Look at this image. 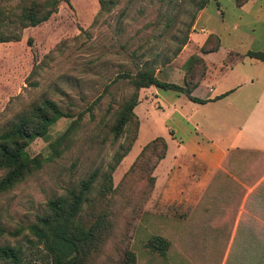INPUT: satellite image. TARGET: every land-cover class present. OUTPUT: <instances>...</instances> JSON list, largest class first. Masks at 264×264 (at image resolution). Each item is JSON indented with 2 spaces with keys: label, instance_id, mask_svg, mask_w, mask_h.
Returning <instances> with one entry per match:
<instances>
[{
  "label": "rangeland",
  "instance_id": "1",
  "mask_svg": "<svg viewBox=\"0 0 264 264\" xmlns=\"http://www.w3.org/2000/svg\"><path fill=\"white\" fill-rule=\"evenodd\" d=\"M18 1L0 0V5ZM213 1L202 14L196 0H117L110 12L98 15V0H69L60 2L47 21L22 29L19 40L0 43V132L33 104L51 99L71 117L58 120L46 139L36 138L27 147L31 156L47 155L48 143L80 117L59 157L0 193V246H19L23 264H43L41 253L27 242L31 235L26 226L50 198L97 171L89 195L92 202L84 206L82 216L92 219L94 212L106 208L113 227L90 264H114L123 248L134 252L136 264H264V225L241 222L235 229V207L224 215L217 197L213 202L209 196L200 198L194 206L188 203L197 199L183 196L189 190L200 192L205 167L198 153L229 148L233 141L264 143V119L258 121L261 126H245L257 104L249 96L264 92V70L245 67L258 76L252 85L255 91L242 86L217 103H194L171 89L155 88L154 95L141 88L136 91L129 80L148 63L158 79L182 85L190 57L203 56L200 47L211 29L224 41L234 40L218 22ZM231 1L218 0L224 16L234 20ZM206 63L217 88L238 81L235 72L224 76L223 67ZM135 91L136 132L131 121L114 139L111 127L117 113ZM257 106L259 114L264 103ZM134 133L130 150L111 173L113 192L102 200L97 195L101 177ZM155 137L164 138L167 156L151 170L154 181L148 193L146 176L128 169ZM18 229L19 234H10ZM154 237L168 242L163 252L151 246ZM0 264L13 263L0 258Z\"/></svg>",
  "mask_w": 264,
  "mask_h": 264
},
{
  "label": "trees",
  "instance_id": "2",
  "mask_svg": "<svg viewBox=\"0 0 264 264\" xmlns=\"http://www.w3.org/2000/svg\"><path fill=\"white\" fill-rule=\"evenodd\" d=\"M98 15L110 12L117 0H98ZM210 0H196L197 10L203 9ZM247 0H234L241 6ZM60 2L69 0H19L15 5H0V43L17 41L20 32L26 27L37 26L49 19L57 11ZM186 43L185 41L183 44ZM219 38L209 34L200 47L201 53L217 50ZM247 56L264 62V53L248 51ZM190 61V62H189ZM189 65L183 75L182 85L160 80L155 75V69L144 63L129 80L137 91L140 88L154 86L158 89H171L195 103H205L208 100L192 96V91L199 85L206 75L207 66L201 56L192 55ZM35 73V70L31 74ZM129 76V75H128ZM136 91L126 100L117 113L111 127L113 138H118L124 126L131 121L137 129V117L133 111L137 105ZM225 94L216 96L218 99ZM71 117L68 111L63 110L55 101L43 99L33 104L26 112L20 114L0 132V193L13 188L18 183L38 171L46 162L59 157L65 151L75 133L80 117L72 120L70 124L52 142L47 145L48 154L41 153L34 156L27 152L28 145L36 138L46 139L49 129L61 118ZM133 137L125 146L119 147L112 158L107 171L101 177L103 182L98 187L100 199L112 193L111 173L123 156L130 150ZM167 145L163 137H155L147 142L128 169V173L136 172L147 178V192L153 186L151 170L164 158ZM98 172L94 171L81 179L76 185L67 189L61 196L50 198L45 203L44 210L35 216L34 222L28 224L26 229L31 235L27 242L35 246L41 253L43 264H90L101 252L111 230V213L106 208L94 212L92 219L82 216L84 206L92 202L89 197ZM21 230L11 232L17 235ZM168 242L162 237H154L151 246L163 252ZM0 258L13 264H23L22 250L19 246H0ZM114 264H136L133 251L128 248L121 250L120 258Z\"/></svg>",
  "mask_w": 264,
  "mask_h": 264
},
{
  "label": "crops",
  "instance_id": "3",
  "mask_svg": "<svg viewBox=\"0 0 264 264\" xmlns=\"http://www.w3.org/2000/svg\"><path fill=\"white\" fill-rule=\"evenodd\" d=\"M213 2L217 5L215 15L220 16L218 22L224 26L222 29L226 31L228 36L233 33L235 39L231 40V38H227L224 41L221 35L216 34L211 29L207 36L209 34L216 35L219 38V46L215 51L203 53L202 58L205 63L210 60L214 64L217 63V66L223 67L224 71L221 75L226 76L227 74H231L229 72H235L234 78H238V81L230 83L229 86L223 88L218 84L219 88H217L216 85H213V80L209 79L207 67L205 77L192 91L194 97L206 99L208 100L207 103L220 102L235 92H239L238 90L242 86H251L248 91L253 93L255 87H252V85L258 82V76L246 72L244 68H261L264 70V62L246 55L248 51L264 53V0H247L241 6H237L234 0H232L230 5L235 8L232 9L236 15L234 20H230L224 16L218 0H214ZM206 10L207 6L201 9L200 13L205 14ZM211 14L209 13L208 16H211ZM141 89L143 92H146L144 90L152 91L150 94L153 95L156 92L154 86ZM222 94L225 95L214 100L216 96ZM238 96L240 97L241 95ZM249 98H256L257 104L259 101L264 103V92L254 96L250 95ZM257 104L250 110L245 126L248 124L251 127L261 126L258 121L264 119V110L258 114L255 111V109H258ZM166 156L167 152L164 157ZM194 156L196 154H192V157ZM198 157L201 158L200 161L205 167V171L202 182L199 185L201 186L200 192L196 193L189 190L183 195L184 197L187 195L191 199H197L193 201L194 203L189 201L188 204L196 206L200 203L198 199L207 198L208 196L210 197V202H213L212 199L217 197L220 199L219 203L221 206L219 207L224 215L229 213L227 211L231 207L236 208L233 220V227L235 229L239 227L241 222L244 225H256L258 227L264 225V218L261 216L264 209L260 210L263 212L259 211V208H264V143H257L255 141H244L241 143L236 141L235 143L233 141V144L229 148L210 149L208 153H198ZM164 160L165 158L161 161L163 162ZM170 181L172 185L173 180L171 179ZM214 187L217 189L215 192L211 190ZM209 205L211 207V203ZM205 208L207 209L208 207ZM225 219L223 218V220Z\"/></svg>",
  "mask_w": 264,
  "mask_h": 264
}]
</instances>
